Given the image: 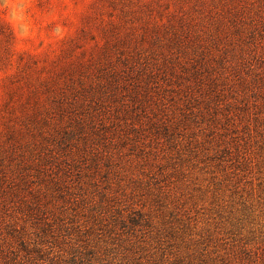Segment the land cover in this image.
Masks as SVG:
<instances>
[{
  "label": "rangeland",
  "instance_id": "rangeland-1",
  "mask_svg": "<svg viewBox=\"0 0 264 264\" xmlns=\"http://www.w3.org/2000/svg\"><path fill=\"white\" fill-rule=\"evenodd\" d=\"M0 264H264V0H0Z\"/></svg>",
  "mask_w": 264,
  "mask_h": 264
}]
</instances>
